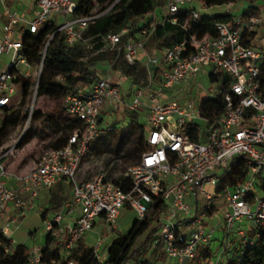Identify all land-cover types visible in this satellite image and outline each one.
<instances>
[{
  "label": "built area",
  "instance_id": "obj_1",
  "mask_svg": "<svg viewBox=\"0 0 264 264\" xmlns=\"http://www.w3.org/2000/svg\"><path fill=\"white\" fill-rule=\"evenodd\" d=\"M78 1L36 0L35 10L26 17L0 0V56L10 55L9 62L0 67V109L10 108V96L15 86L20 87L15 83L18 76L30 78L31 68L36 67L37 83L42 71L43 57L39 63L30 64L24 56V34L36 35L53 24L44 52L56 34L67 45L85 42L89 24L113 7L97 13L99 0H90L94 4L92 11L74 18ZM205 9L203 0H165L161 18L154 25H177L185 19V28L188 20L195 22ZM262 24V12L231 16L226 22L215 23V37L188 34L183 41L150 54L145 44L154 25L138 33L124 28L119 33L100 36L101 47L92 54L115 50L121 37L128 35L124 58L129 64L143 62L148 69V85L131 87L129 101L108 77L99 78L88 92L68 94L62 103L64 115L80 122L81 127L72 132L64 146L47 150L26 172L10 173L3 164L23 136L3 153L0 147V218L7 207L12 214L16 210L32 211L41 189H51L64 181L70 195L59 211L44 217V243L49 238L61 242L66 250L73 249L99 223L109 232L115 230L127 206L139 224L149 222L157 228L152 248L162 246L167 264H227L229 257L254 249L264 234V195H259L260 189L256 191L259 176L264 174V39L259 38ZM253 31L256 36L245 45L243 33ZM18 65L27 71L22 72ZM150 66L159 69L157 83ZM205 76L218 85L206 91L211 95L208 100L220 99L224 104L220 116L213 120L201 111L207 100L196 102L190 98L193 83ZM106 105L107 115L110 110H139L145 114L148 126L146 142L150 149L138 164L125 170L124 177L131 181L127 192L101 173L87 181L77 180L91 142L101 134L100 121ZM129 123L139 122L130 119ZM113 126L110 124L106 131ZM196 127L198 141L188 130ZM237 157L246 159V176L243 182L231 185L220 179L219 173L228 171ZM10 180L15 187L8 185ZM206 187L214 192L208 193ZM8 218L0 225V245L6 252L14 246L10 227H18V220ZM44 243L30 249L27 264H41ZM100 246V239L92 246V255L98 261ZM136 263L144 264L141 260Z\"/></svg>",
  "mask_w": 264,
  "mask_h": 264
},
{
  "label": "trees",
  "instance_id": "obj_2",
  "mask_svg": "<svg viewBox=\"0 0 264 264\" xmlns=\"http://www.w3.org/2000/svg\"><path fill=\"white\" fill-rule=\"evenodd\" d=\"M238 1L203 0V3L206 8H212L235 4ZM249 1L257 3L258 6L250 9L242 17H247L249 14L264 13V0ZM164 2L165 0H99L97 13H102L111 6L113 7L110 11L89 24L84 35L85 42L67 45L63 41L62 36L56 34L47 45L45 52L44 47L47 37L54 31L53 24H48L36 35L24 34L21 40L24 56L30 64L39 63L43 57L42 71L37 83L36 80H31V78L25 79L21 76L16 78L15 83L20 85L22 99L15 110L13 108L0 109V112L3 113V125L0 129V147L3 145L8 130L18 125L22 120L29 118L30 112L28 110L25 111L24 107L27 99L32 94H35L36 98L48 97L63 101L68 94L76 93L79 90L88 92L92 85L101 78L97 71L99 66H106L113 72L120 74L121 77L129 81L131 87L137 84L140 79V70L145 66L143 62L138 60L132 64H129L125 60L124 45L128 35L121 37L120 45L115 50L97 52L96 54L92 53L100 49L99 38L102 35L119 33L124 28H129L132 32L138 33L141 28L154 25L156 20L161 18V9ZM93 7L94 4L90 0H79L72 16L74 18L86 16L92 11ZM231 16L228 13L219 19L211 20L200 14L195 22L188 20L185 28H183L185 19H181L177 25L157 23L154 25L153 31L146 41L145 51L150 54L169 47L174 43L183 41L188 34H197L199 37H215L217 35L215 23L226 22ZM260 27L264 28V24ZM255 36V31L243 33V43L249 45ZM90 46L92 48L88 49ZM85 57L86 60L83 61ZM149 70L153 72L156 83L159 82V69L155 66H150ZM122 96L125 97L124 95ZM223 108L224 104L220 99L216 101L207 100L203 103L201 111L203 115L213 120L220 116ZM123 112L128 116L129 120L138 119L135 112H128L125 109ZM104 113L105 109L103 110ZM102 118L100 129L104 130V134L99 135L91 142L86 158H89L92 154L97 156L103 155L99 164L101 167L102 165L106 167L111 165V173L115 174L114 178L111 177V173L104 178L119 186L124 192H127L131 188V181L124 177L123 170L119 173L116 170L118 161H127L129 166L140 162L142 154L150 149V146L146 142L148 130H145L143 124L136 123L133 125L128 121L125 127L119 129L121 132H116L115 130L119 128L116 126L119 124V121H116L113 123V129L106 131V127H102ZM39 122H51L59 126L62 131L59 136L54 135L52 138H49L50 149L48 150H56L64 146L72 132L81 127L80 122L64 115L63 107L60 108L59 113L56 115L31 111L27 133L30 128L33 131L35 124ZM188 130L192 139L198 141L196 136L197 127L196 129L189 128ZM29 136L27 135L26 138ZM26 138L24 137L20 143H25ZM104 153L107 154L106 157ZM245 160L244 157H237L232 161L229 168L230 172L225 176V180L231 185L241 183L245 179ZM259 180L261 182L260 190L262 195H264V176L260 175ZM65 200L66 196L63 195L61 189L58 192L50 194L47 208L41 214L42 221L48 213L59 211L61 206L66 202ZM113 231L115 230H111V232ZM156 235V227L152 226L149 222L139 224L135 220L125 235L113 240L107 249L104 261L96 260L92 255V247H87L82 240L77 243L75 248L66 250L61 242L45 238L41 264H67L69 261H77L81 264H126L129 259H133L135 262L141 260L144 264H157L164 259V253L160 244L152 248ZM139 239H142L141 242L136 244ZM147 244L151 248L150 257L151 259L153 258V261L148 257V251L145 249ZM29 253L30 249L23 245L10 246L8 252L0 245V264H27ZM206 254L208 252H204V255ZM227 264H264V234L256 241L254 249L229 257Z\"/></svg>",
  "mask_w": 264,
  "mask_h": 264
},
{
  "label": "rangeland",
  "instance_id": "obj_3",
  "mask_svg": "<svg viewBox=\"0 0 264 264\" xmlns=\"http://www.w3.org/2000/svg\"><path fill=\"white\" fill-rule=\"evenodd\" d=\"M4 6L6 7H14L18 9V11L22 12L19 5L16 3L10 2L9 0H6L4 2ZM257 3H251L249 0H239L235 4L231 5H222V6H215L212 8H206L205 10L201 11V15L206 16L207 18L211 20H216L219 19L225 15H227L229 12L233 17L240 18L242 17L245 13L250 11V9H253L257 7ZM2 7L3 5L0 3V31L2 27ZM198 7V6H195ZM24 13V12H22ZM264 37V28L260 29L259 32V38ZM10 60V55L7 56H0V64L1 62H9ZM17 68H19L22 72H26L27 68L18 65ZM34 67L33 69L31 68L30 71V78L31 80H36L37 79V71ZM98 73L100 74L101 77H108V78H116L117 74L116 72H113L110 68L108 67H98L97 68ZM148 85V74H147V69L144 67L140 70V79L135 84L132 88H143ZM193 86L195 87L193 93L190 94V98L194 99L196 102H204L205 100H208L211 98L210 94H207L206 91L210 88L217 89L218 85L211 83L209 79L205 77L198 78L194 83ZM22 99V93L21 89L18 86H15V92L10 96V108H13L14 110L17 109V105L20 103ZM63 101L60 99H51L48 97H39L36 98L35 94H32L28 99L27 103L24 107L25 111L30 110L34 112H42L44 114H57L60 111V108L62 107ZM106 108V107H105ZM109 109H105V112H108ZM109 115L103 114L102 115V127H108L110 124H113L116 121H119V124L116 126L119 127H125L128 124L129 118L128 116L120 109L118 112H114L112 110L109 111ZM138 116L137 121L140 124H143L145 127V130H148V126L146 124V118L145 114L139 110L135 112ZM27 120H22L18 125H16L13 128H10L7 132V136L3 142V145L1 148L3 149L2 153L5 150H8L16 140H19L20 137L21 140L23 138L27 137V135H30L28 138H26L25 143L17 146L16 150L12 155H9L7 158L3 160V164L5 168L7 169L8 172L10 173H23L28 170H30L34 164L37 162V160L48 150L50 149L49 147V138H52V136H59L62 131L59 126H56L55 124L50 123H44V122H39L38 124H35L34 130L29 129V132L27 133L26 127L28 128ZM136 120V119H135ZM3 125V113L0 112V129L2 128ZM116 132H121V130H115ZM100 132L104 134V130L100 129ZM21 142V141H20ZM103 155H95L92 154L90 155L89 158L84 159L79 172H78V180L80 181H87L91 179L93 176L96 174H103L104 177H107L112 170H111V165L108 167L99 164L100 160H102ZM104 156L106 157L107 154L104 153ZM129 167L127 161L119 160L118 161V166L116 170L121 172L122 170L123 175L125 173V170ZM230 170L223 172L221 171L219 173L220 179H225L226 174H228ZM225 173V174H224ZM111 177L114 178L115 174L111 173ZM110 181V180H109ZM62 182L58 184L60 189L62 190ZM258 185V183L256 184ZM65 189L69 191V186L66 185ZM205 190L208 193H213V188L206 187ZM63 191V190H62ZM56 189H52L46 193H44V197L40 200H37V204H35V207L32 211L30 212H20L19 210H16L13 212L12 216L8 218L10 219H16L18 220V227L17 229L14 226L10 227V236L11 240L14 243V246L16 245H23L27 247L28 249H31L34 246H42L44 243V227L41 219V214L42 212L47 208L46 207V198L52 193H55ZM67 193V192H66ZM8 215V214H7ZM6 219L8 216H5ZM6 219L4 221L0 220V225L6 223ZM136 220V215L134 211H132L129 207H125L123 209L119 219H118V227L115 229L113 232L107 231L100 223L97 224L94 229L87 233L82 242L87 246V247H92L93 245L96 244L98 239L101 240V246L100 250L98 252V255L100 256V261H104L106 259L107 255V249L111 245L114 239L119 238L123 235H125L130 228L131 224L133 221ZM142 239H139V241L136 244H139ZM215 244H213V247ZM145 249L148 251V257H150V246L147 244L145 246ZM153 261V258L151 259ZM126 264H137L135 260L129 259L127 260ZM157 264H167V260L165 258L157 263Z\"/></svg>",
  "mask_w": 264,
  "mask_h": 264
},
{
  "label": "crops",
  "instance_id": "obj_4",
  "mask_svg": "<svg viewBox=\"0 0 264 264\" xmlns=\"http://www.w3.org/2000/svg\"><path fill=\"white\" fill-rule=\"evenodd\" d=\"M5 1H6V0H4V2H5ZM9 1H10V2H13V3H16L17 5H19L21 11L24 12V13L18 11V9H16V8H14V7H9V8L17 10L18 13H19L21 16H26V17H27V16H30V15L33 13V11L35 10V2H36V0H9ZM261 28H262V27H261ZM261 39H264V37H262ZM4 63H5V62H1L0 67H1ZM99 67H106V66H99ZM116 74H117L116 78H111V79L109 78V79H110V81H111L112 83H115V84H117V85L120 87L121 92H122V95H124V96L126 97V101H129V99L127 98V95H128L129 92H130V88H131L130 83H129L128 80H126V79H124L123 77H121L120 74H118V73H116ZM103 77H104V76H103ZM106 108L108 109V106H107V105H106ZM106 108H105V109H106ZM105 113H106V112H105ZM262 176H264V174H262ZM60 182H62L61 184H62L63 195L66 196V200H65V201H67L68 198H69V195H70V189H69V191H67V189H65V187H66V185H67V186H69V185H68L67 183H65L64 181H60ZM60 182H58V183L56 184L57 187H55L56 185L52 187V188L55 187L56 192H58V191L60 190V187L58 186V184H59ZM8 185H9V186H13V187H15L16 184H15L14 181L10 180V181H8ZM260 186H261V182H260V180H258V185H257L256 191L259 192ZM69 188H70V187H69ZM48 191H50V189H41V190L39 191V194H38L37 198H36L35 204H37V200H40V198L42 199V198L44 197V193H46V192H48ZM66 192H67V193H66ZM259 195H262L261 191L259 192ZM48 200H49V196H47V198H46V206H47ZM7 214H8V215H7ZM10 214H12V213H10V208L7 207L5 214L0 218V220H1V221H4V219H6L5 216H9ZM120 215H121V214H120ZM119 217H120V216H119ZM7 218H8V217H7ZM118 219H119V218H118ZM118 219H117V227H118ZM243 223H245V222H243ZM217 238H219V235H217Z\"/></svg>",
  "mask_w": 264,
  "mask_h": 264
}]
</instances>
